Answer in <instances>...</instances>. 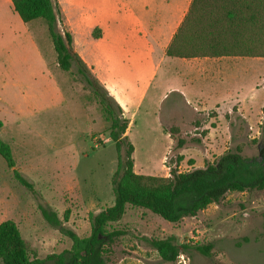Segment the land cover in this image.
Instances as JSON below:
<instances>
[{
    "label": "rangeland",
    "instance_id": "374dc122",
    "mask_svg": "<svg viewBox=\"0 0 264 264\" xmlns=\"http://www.w3.org/2000/svg\"><path fill=\"white\" fill-rule=\"evenodd\" d=\"M99 1L115 0H54L63 11L59 32L70 29L67 8L79 43L91 50L93 28L112 31L116 23L111 14L98 12ZM98 35L95 29L93 37ZM102 45L97 53L113 66L104 88L115 93L112 99L128 120L134 113L127 137L134 146L136 173L169 177L168 167L202 168L239 146L244 156L260 157L264 105L248 114L235 109L191 119L169 115L176 96L169 90L178 85L176 72L167 75L169 59L158 50L113 51ZM223 63L233 92L248 96L252 91L264 98V58L231 57ZM0 120V139L11 145L16 169L33 185L31 190L20 185L0 156V224L14 221L39 258L69 250L67 233L89 236V215L115 203L111 179L117 152L91 86L77 74L76 65L70 72L59 68L45 22L24 23L10 0H0ZM176 120L184 123L180 137L187 140L181 150L169 137L174 125L166 124ZM179 155L184 159L177 164ZM44 212L55 214L57 223L49 222ZM115 229L125 235L114 246L109 264H170L143 237L212 245L208 257L190 248L183 254L187 264H264V190L230 192L221 205L178 224L127 206L124 217L109 227ZM181 261L179 257L175 264Z\"/></svg>",
    "mask_w": 264,
    "mask_h": 264
},
{
    "label": "trees",
    "instance_id": "16d2710c",
    "mask_svg": "<svg viewBox=\"0 0 264 264\" xmlns=\"http://www.w3.org/2000/svg\"><path fill=\"white\" fill-rule=\"evenodd\" d=\"M10 1L24 23L36 20L45 22L59 68L70 72L76 65L77 74L91 86L110 124L109 137L115 144L118 166L111 179L115 203L97 214L89 215V236L82 238L68 232L72 241L69 250L39 258L36 252L30 250L17 224L6 220L0 224V264H109L114 246L125 235L123 230H109V227L124 217L127 206L145 209L169 223L178 224L185 218L197 217L211 205H221L230 192L264 190V147L260 150L259 158L244 156L239 146L234 151L206 161L203 168L180 171L178 166L168 167L169 177L136 173L134 146L126 134L129 121L123 118L121 109L74 52L72 35L68 31L59 32L58 23L62 20L59 4L54 0ZM166 53L169 57L185 59L264 58V0H193ZM3 126L0 120V129ZM169 133L176 142V150L183 149L187 140L180 137V130L172 127ZM0 156L17 182L31 190L33 185L16 169L11 145L2 139ZM183 159L179 155L177 164ZM44 216L49 222L57 223L55 214L44 212ZM142 241L170 264H175L179 256L190 248L207 257L212 249L211 244H180L173 237H143Z\"/></svg>",
    "mask_w": 264,
    "mask_h": 264
},
{
    "label": "crops",
    "instance_id": "0c3cea01",
    "mask_svg": "<svg viewBox=\"0 0 264 264\" xmlns=\"http://www.w3.org/2000/svg\"><path fill=\"white\" fill-rule=\"evenodd\" d=\"M192 2L193 0H115L111 4L109 1H99L98 12L106 15L111 14L116 23L112 31L99 27L93 28L90 33L92 42H89L91 50L79 43L77 32L73 28L66 8V22L70 27L67 31L72 35L74 52L81 57L95 78L105 88L109 85L108 79L113 66L109 59L103 60L101 54L97 53L101 46H105L102 45L104 42L107 49L113 51H161L162 55L164 54L169 59L167 75L173 76L175 72L177 73L178 85L169 90L170 93L176 95L169 106V115L185 114L191 119L194 115H202L212 110H215L219 115L231 114L235 109L243 114L260 110L264 105L263 97L256 96L252 91L250 95L242 96L239 91L233 92L229 87L230 81L229 77H225L227 69L223 61L231 57L185 59L167 56L166 52ZM95 29L99 30V35L96 38L93 37ZM224 83L228 84L227 88ZM108 94L111 98L116 96L111 90ZM122 116L128 120L126 113L123 112ZM133 116L134 113L128 120L129 127ZM166 124L174 125L172 127L178 128L181 133V125L184 123L176 120ZM169 137L172 139L170 134ZM172 142H174L173 139Z\"/></svg>",
    "mask_w": 264,
    "mask_h": 264
},
{
    "label": "built area",
    "instance_id": "2783aa9c",
    "mask_svg": "<svg viewBox=\"0 0 264 264\" xmlns=\"http://www.w3.org/2000/svg\"><path fill=\"white\" fill-rule=\"evenodd\" d=\"M179 257H181V259H182L181 262H182L183 264H187V262L184 260V256H183V254H181Z\"/></svg>",
    "mask_w": 264,
    "mask_h": 264
}]
</instances>
